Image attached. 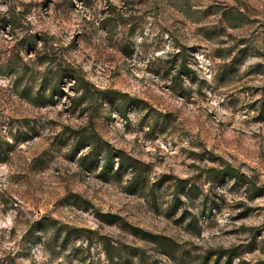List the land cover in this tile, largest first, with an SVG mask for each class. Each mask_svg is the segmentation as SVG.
<instances>
[{"label": "rangeland", "instance_id": "374dc122", "mask_svg": "<svg viewBox=\"0 0 264 264\" xmlns=\"http://www.w3.org/2000/svg\"><path fill=\"white\" fill-rule=\"evenodd\" d=\"M0 145V264H264V0H0Z\"/></svg>", "mask_w": 264, "mask_h": 264}, {"label": "trees", "instance_id": "16d2710c", "mask_svg": "<svg viewBox=\"0 0 264 264\" xmlns=\"http://www.w3.org/2000/svg\"><path fill=\"white\" fill-rule=\"evenodd\" d=\"M181 70H186V66H185L184 62L181 64V68L177 72V74H180ZM125 98L128 101H130V98L128 97V95H125ZM123 115L125 116V112L123 113ZM80 145L81 144L78 142L77 146L75 147V149L77 150ZM1 148L2 147L0 145V150H2ZM98 152H103L104 153V155H105L104 162H106L105 164H108V162H110V160L114 156V154H112L110 151H107L106 149H104V151H98L97 147H92V149H91V153L92 154H96V156H97ZM118 153L119 152H116V154H118ZM211 172L215 173L216 175H218L221 179H224L225 177H229V178H231V179H233L235 181H244L243 175L239 171H237L236 169H234L231 166H226V167H223V168H220V169L212 168ZM186 184H187V180H180L178 182V184L176 185V187H175V193H179Z\"/></svg>", "mask_w": 264, "mask_h": 264}]
</instances>
